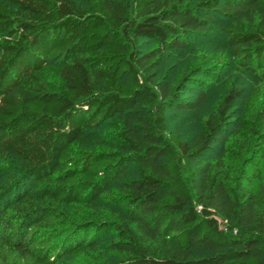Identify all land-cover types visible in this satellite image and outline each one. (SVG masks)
<instances>
[{
    "label": "trees",
    "instance_id": "16d2710c",
    "mask_svg": "<svg viewBox=\"0 0 264 264\" xmlns=\"http://www.w3.org/2000/svg\"><path fill=\"white\" fill-rule=\"evenodd\" d=\"M212 40L256 86L188 142L167 110L202 109L209 61L156 78ZM263 162L264 0H0V264H264Z\"/></svg>",
    "mask_w": 264,
    "mask_h": 264
},
{
    "label": "rangeland",
    "instance_id": "374dc122",
    "mask_svg": "<svg viewBox=\"0 0 264 264\" xmlns=\"http://www.w3.org/2000/svg\"><path fill=\"white\" fill-rule=\"evenodd\" d=\"M221 29V28H219ZM147 43V44H146ZM143 45L149 46L148 42H143ZM222 43L212 40L203 46H192L190 49L183 52H170L166 53L163 64L160 67L159 76L157 81L161 79L166 83L174 86L184 73V69L197 62L199 59L208 60L210 55L223 56ZM209 61V60H208ZM222 67L212 69L214 61H209L206 65V70L202 71L200 75H196L195 79L185 81V88L182 89L186 99L192 100L195 95L202 91L206 94L207 100L204 106L196 113H182L177 110H167V123L172 132L178 133L182 140L191 142L201 131L202 124L207 116L215 110L218 100L225 92V89L230 84H235L244 87V92L237 106L231 111L230 124L227 127L226 135H228L240 122L243 111L245 110V99L255 89L254 80L246 73L236 69L231 58L224 61ZM205 67V66H204ZM104 129V130H103ZM102 136L107 132L108 127H104ZM224 140L218 139L212 149L214 150L206 159H210L217 155L222 149ZM226 145V143H225ZM263 174H264V162ZM106 255L109 254L107 249H104ZM14 264H30L25 260L18 257H12ZM102 261L96 260L95 262L90 257L83 255L82 257H66L62 264H101ZM104 264V263H103Z\"/></svg>",
    "mask_w": 264,
    "mask_h": 264
}]
</instances>
